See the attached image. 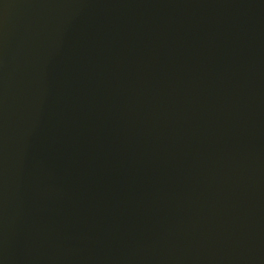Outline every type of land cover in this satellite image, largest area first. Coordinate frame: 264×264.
Wrapping results in <instances>:
<instances>
[{
  "label": "water",
  "instance_id": "water-1",
  "mask_svg": "<svg viewBox=\"0 0 264 264\" xmlns=\"http://www.w3.org/2000/svg\"><path fill=\"white\" fill-rule=\"evenodd\" d=\"M0 264H264V0H0Z\"/></svg>",
  "mask_w": 264,
  "mask_h": 264
}]
</instances>
